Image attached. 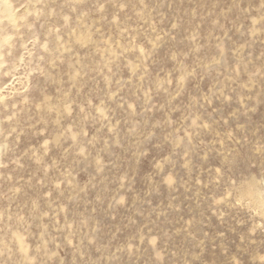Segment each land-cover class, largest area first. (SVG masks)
I'll use <instances>...</instances> for the list:
<instances>
[{"label":"rangeland","instance_id":"1","mask_svg":"<svg viewBox=\"0 0 264 264\" xmlns=\"http://www.w3.org/2000/svg\"><path fill=\"white\" fill-rule=\"evenodd\" d=\"M0 264H264V0H0Z\"/></svg>","mask_w":264,"mask_h":264}]
</instances>
